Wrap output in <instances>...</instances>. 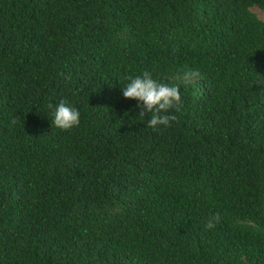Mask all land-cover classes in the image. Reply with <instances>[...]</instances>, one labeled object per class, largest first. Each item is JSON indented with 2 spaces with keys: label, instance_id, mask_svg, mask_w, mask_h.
<instances>
[{
  "label": "trees",
  "instance_id": "trees-1",
  "mask_svg": "<svg viewBox=\"0 0 264 264\" xmlns=\"http://www.w3.org/2000/svg\"><path fill=\"white\" fill-rule=\"evenodd\" d=\"M251 5L264 0H0V264H264ZM144 71L179 86L168 127L122 95ZM61 101L78 126L51 124Z\"/></svg>",
  "mask_w": 264,
  "mask_h": 264
},
{
  "label": "clouds",
  "instance_id": "clouds-1",
  "mask_svg": "<svg viewBox=\"0 0 264 264\" xmlns=\"http://www.w3.org/2000/svg\"><path fill=\"white\" fill-rule=\"evenodd\" d=\"M199 72H186L184 75L185 82L198 77ZM128 82L123 84V97L137 100L140 109L139 115L144 116L151 113L148 120V127L154 130L160 126H170V122L177 119L176 115L170 114V110L179 111L183 104L181 92L178 85L161 83L153 79L152 74L144 71L141 75L129 76ZM52 108V105H49ZM80 123V112L70 106L67 102L61 101L53 108L51 124L60 129H71ZM221 220L219 212L210 216L206 223V228H214Z\"/></svg>",
  "mask_w": 264,
  "mask_h": 264
},
{
  "label": "rangeland",
  "instance_id": "rangeland-1",
  "mask_svg": "<svg viewBox=\"0 0 264 264\" xmlns=\"http://www.w3.org/2000/svg\"><path fill=\"white\" fill-rule=\"evenodd\" d=\"M258 17L264 18V9L257 7L256 5H251L249 7Z\"/></svg>",
  "mask_w": 264,
  "mask_h": 264
}]
</instances>
